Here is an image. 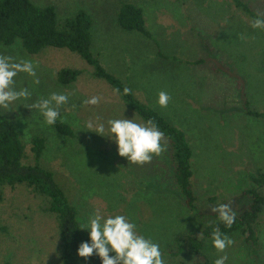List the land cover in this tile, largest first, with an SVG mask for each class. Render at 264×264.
<instances>
[{"label":"rangeland","instance_id":"rangeland-1","mask_svg":"<svg viewBox=\"0 0 264 264\" xmlns=\"http://www.w3.org/2000/svg\"><path fill=\"white\" fill-rule=\"evenodd\" d=\"M54 4L61 18L79 10L93 17V51L115 75L134 86L144 102L154 106L183 129L194 150L192 166L198 197L197 212L184 203L176 185L162 136L164 151L136 164L120 156L114 141L93 131L109 119H134L146 124L108 83L94 78L92 69L68 49L47 48L29 55L20 41L1 46L0 55L13 62L31 60L36 76L19 73L16 88L32 93L23 105L0 113L18 126L26 145L25 163L34 162L32 137L46 138L43 165L51 169L78 209L81 224L95 210L126 214L137 230L161 244L166 264H193L198 257L173 252L177 236L204 238L203 227L215 220L213 209L227 203L235 213L251 198L244 191L253 186L251 174L264 166V115L242 111L245 102L264 114V30L254 29L227 0H32ZM264 14V0H250ZM122 2H134L145 11L149 29L160 41V51L182 61L205 60L187 65L161 59L156 45L117 23ZM65 67L82 71L70 86L57 82ZM39 83H34V80ZM171 97L167 107L157 103L159 92ZM52 92L69 95L61 107L76 133L70 138L44 123L39 111L28 108ZM98 96L97 105L81 101ZM4 112V113H3ZM91 122L93 129L85 128ZM77 125L80 129H77ZM0 204V262L50 264L60 255L61 236L55 216L41 210L43 200L25 185L6 186ZM264 196V188L260 189ZM259 245L254 252L240 239L223 252L205 240V254L213 264H264V210L259 219Z\"/></svg>","mask_w":264,"mask_h":264},{"label":"trees","instance_id":"trees-1","mask_svg":"<svg viewBox=\"0 0 264 264\" xmlns=\"http://www.w3.org/2000/svg\"><path fill=\"white\" fill-rule=\"evenodd\" d=\"M234 11L242 14L252 24L256 16L262 15L255 9L250 0H227ZM118 25L127 32H136L157 47V55L161 59L187 65L205 64V60L182 61L173 55H166L160 50V41L149 29L144 9L134 2H122L117 13ZM94 20L87 10H79L71 16L61 18L54 4L40 5L32 0H0V47L12 46L20 41L23 49L29 55H39L47 48L68 49L78 54L92 69L94 78L108 83L125 104L132 109L146 124L151 121L163 133L169 143V158L176 185L183 195V201L193 212H197L198 197L194 186V170L192 159L194 150L187 133L178 125L172 123L154 106L138 97L134 86L112 73L102 62L101 57L93 51ZM80 69L65 67L58 71L57 82L62 86H70L81 76ZM130 89L125 95L123 89ZM243 113L262 117L261 111L253 108L249 102L242 107ZM54 129L67 137H76L69 123L60 121ZM32 152L34 162L25 163L27 158L26 145L17 124L8 116L0 113V204L5 198V187L25 185L43 202L41 210L55 216L58 231L61 236L60 255L55 263L50 264H101L100 259L93 255L85 260L76 254L79 243L88 238L87 230L79 229L78 209L67 195L63 186L57 180L55 173L43 165V155L47 148L45 137H32ZM253 186L244 191L251 198L249 205L236 213V222L231 228H225L217 220V215L209 224H218L221 231L231 239H240L254 252L259 243V219L264 210V196L260 189L264 188V166L259 167L250 176ZM209 224L203 227L204 238L193 235L177 236L174 240L173 252L176 255L187 252L199 258L193 264H213L205 254V240L210 238ZM0 264H13L0 262ZM178 264H185L180 262Z\"/></svg>","mask_w":264,"mask_h":264},{"label":"clouds","instance_id":"clouds-1","mask_svg":"<svg viewBox=\"0 0 264 264\" xmlns=\"http://www.w3.org/2000/svg\"><path fill=\"white\" fill-rule=\"evenodd\" d=\"M251 27L264 30V16L258 14ZM19 73L35 77L33 62L31 60L13 62L10 57L0 55V109H4V112L14 110L17 105H23L22 102L32 95L27 87L17 90L15 78ZM34 83H39L38 79L34 80ZM130 91L128 88L123 89L125 95ZM170 99L167 92L161 91L157 103L160 107H167ZM68 102V94L52 92L47 98L39 99L28 108L37 109L44 123L54 126L58 119L62 122L67 119L62 114L61 107ZM99 102L98 96L81 101L86 105H97ZM13 105L16 107L13 108ZM85 128L92 130V123L88 122ZM77 129H80L79 125ZM93 131L114 141L118 154L136 164L149 162L153 155H159L164 151L161 144L163 133L151 121L141 124L132 118H113L107 121V134L104 124H100ZM213 211L217 213L218 222L225 228H231L236 222V213L227 203L218 204ZM209 227L212 229L211 246L217 252H223L233 244V240L221 231L218 224H209ZM78 228L87 230L88 234V238L81 241L76 249V254L85 260L95 255L101 264H166L161 244L140 233L136 224L126 214L106 215L95 210ZM225 259L226 257H219L215 264H224Z\"/></svg>","mask_w":264,"mask_h":264}]
</instances>
